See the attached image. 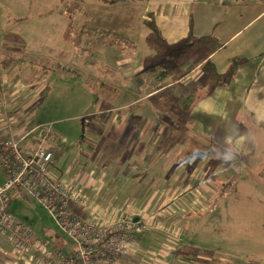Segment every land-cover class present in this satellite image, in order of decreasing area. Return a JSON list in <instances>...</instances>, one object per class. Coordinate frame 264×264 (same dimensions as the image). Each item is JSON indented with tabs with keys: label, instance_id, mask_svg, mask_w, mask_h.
<instances>
[{
	"label": "rangeland",
	"instance_id": "obj_1",
	"mask_svg": "<svg viewBox=\"0 0 264 264\" xmlns=\"http://www.w3.org/2000/svg\"><path fill=\"white\" fill-rule=\"evenodd\" d=\"M89 1L96 8L101 2ZM102 6L113 9L109 13L106 10L97 12L96 21L91 24L93 28L117 32L126 41H119L112 34L99 37L97 33L88 32L92 28L89 27L85 0H0V37L4 32L5 43L19 40L28 45V50L56 53V58L42 59L40 68H36V77L44 80L49 91L35 106L27 108V115H32L34 123H51L53 129L77 124L83 133L89 122L102 119L100 114L115 118L130 115L139 125V134L147 132L148 142L143 143L147 150H141L138 168H132L130 172L132 181L128 193L133 198L143 194V186L156 190L154 207L150 206L148 213L154 218H162L157 219L160 224L162 220L167 223V228L161 229L159 234L172 233L174 241H178L175 245L169 243L166 248L170 250L169 260L174 263L177 258L193 256V264H264V176L261 168L264 152H261V160H251L246 153L237 157L228 148L218 150L216 144L207 142L205 135L198 134L195 123L184 121V106L194 94L200 95L195 89L201 83L200 72L191 70L196 65L190 57L185 58L188 59L186 62L182 60L184 63L178 67L168 68L169 71L161 66L162 61L171 60V57L165 58V50L154 42L153 33L142 22L147 18L145 3L133 1ZM51 9L55 11L46 14ZM80 28L85 31L81 35L77 32ZM4 48L3 45L2 53ZM89 50L91 59H83L82 53L89 56ZM115 54L122 59L137 57L138 61L125 64L122 59H113ZM24 58L27 67L34 68L32 62L38 58L31 56V62L28 54ZM20 61L21 58L14 59L18 72ZM89 61L92 63L85 67ZM119 65L129 68L123 71ZM105 67L115 69L116 74L111 76L114 74L119 78L120 88L94 89V84L101 81L100 72L110 74L104 71ZM219 67L222 69L223 66ZM127 72L134 77L125 78ZM185 73L181 81L174 82ZM165 83L169 86L166 84L168 87L153 91ZM16 88L14 86L12 90ZM90 89L96 92L92 93ZM100 98L106 101L107 107L99 109ZM159 112H163L162 117L157 114ZM155 135H159V142L151 143V137ZM248 142L258 148L251 131ZM143 153L149 161L142 158ZM225 157L229 160L224 161ZM186 173L187 185H175L186 177ZM196 179L197 184L192 185ZM3 180L1 171L0 181ZM221 182L226 185L219 186ZM217 189L221 190L219 196ZM125 199L128 201L130 197ZM8 211L29 223L64 255L72 254L73 241L57 227L38 201L23 192L15 194L11 191ZM169 218L180 219L173 222ZM183 229L185 232L181 237ZM159 248L158 245L156 250ZM203 249L215 254L213 262H209L210 257L199 254L198 251ZM17 260L19 264L23 262L17 254L15 258H9V263L17 264Z\"/></svg>",
	"mask_w": 264,
	"mask_h": 264
},
{
	"label": "crops",
	"instance_id": "obj_2",
	"mask_svg": "<svg viewBox=\"0 0 264 264\" xmlns=\"http://www.w3.org/2000/svg\"><path fill=\"white\" fill-rule=\"evenodd\" d=\"M134 2L145 3L146 13L153 14L154 21L168 46L185 38L191 29L195 35L213 33L219 39V48L210 55L218 71H225L233 57L246 59L239 66L231 87L218 86L211 95L191 103L185 110L187 115L185 116L189 119L183 117L184 121L195 123L199 130L198 134L205 135L207 142L211 143L212 141L211 145L216 144L218 150L228 148L234 151L237 157L246 153L251 160H261V152H264V0H147ZM102 5L108 4L101 1L96 8L92 7L89 0H85V6H88L86 9L90 28L94 27L91 24L96 21L94 18L97 12L100 14L102 10H106L109 13L113 9L112 7L104 8ZM184 16L186 17L181 22L180 19ZM135 17L137 18V13H135ZM62 18L66 20V17L62 16ZM4 37L5 33L3 32L0 37V54L2 53L1 47L3 45L5 47L0 58V79L3 80L0 84V139L23 134L29 128L41 124L34 123L32 115H27V108L35 106L37 101L49 91L47 84L41 77L37 78L35 72L37 67L40 68L42 59L56 58L55 51L48 53L43 50H28V45L19 40H9L5 43ZM99 37L102 36L99 35ZM32 53L38 58L36 62H32L34 68L27 67L23 61L28 54L31 62ZM82 55L83 59L89 60L90 50L88 51L89 56L84 53ZM112 57L113 59H122L118 54ZM127 57L122 59L126 61L125 64L138 61L137 57L133 60ZM15 58H21L19 72L14 65ZM186 61L188 59H185ZM86 63L85 67L89 66L92 61ZM199 65L197 64L191 70L198 69L200 72ZM219 66H223L222 69ZM121 68L123 71H127L129 66L124 65ZM104 71L110 74L104 75L100 72L101 81L94 84V89L98 87L100 89L104 87L103 89L106 90L120 88L119 78L114 74L111 76L112 73H115V69L105 67ZM135 74L138 76L137 70ZM26 75L29 76L26 77ZM125 76V78L134 77L128 72ZM120 78L122 79L124 76H120ZM83 83L89 87L84 80ZM14 86L17 88L12 90ZM91 92L95 93L96 91L91 90ZM101 98L99 109L107 107L104 105L106 101ZM100 117L102 119L99 121L89 122L84 133L77 124L62 129H53L54 126L50 123L51 131L44 143V146L53 152V159L49 163L48 169L52 175L63 176L77 192L84 196L83 203H71V206L83 219L91 221L109 222L117 218L121 212L140 218L142 226L136 232L137 250L130 256H124L119 264H193L194 261H191L195 260L193 256L177 258L174 263L169 260L170 250L166 248L169 247V243L175 245L178 241H174L172 233L159 234L161 229L167 228V223L162 220V224H160L157 219L162 218H154L153 214L149 215L148 213L150 206L154 207L153 199L156 190L150 186H143L141 187L143 194L133 198L128 193L130 181H132L129 178L130 172L132 168H138L141 150H147L143 145L148 142L147 132L141 131L139 134V125L134 123V119L130 115L125 114L115 118V116L100 114ZM250 131L258 148L251 146L250 142L247 143ZM158 136L151 137V143H158ZM35 142L36 140L31 135L26 138L24 146L27 150H32ZM146 156V153L142 154V158ZM146 159L149 161L148 157ZM207 162L210 163V161ZM126 163L125 172L122 173ZM261 168L264 176V166L261 165ZM120 174L122 175L120 176ZM189 174L193 175V172L189 171ZM186 180L187 173L186 177L177 181L175 185L182 183L183 186H186ZM197 181L198 179L192 185H196ZM13 192L15 194L23 192L34 199L21 188H16ZM128 197L131 200L125 199ZM169 219L174 222L180 218ZM34 232L39 235L35 230ZM154 232L159 235L153 234ZM184 232L183 229L181 237ZM158 245L160 248L157 251ZM174 245H172V251ZM186 248L193 249V247ZM17 254L23 261L21 264L31 263L32 259L29 253L16 251L12 242L2 237L0 239V264H10L9 258H15ZM19 263L20 261L17 260V264Z\"/></svg>",
	"mask_w": 264,
	"mask_h": 264
},
{
	"label": "built area",
	"instance_id": "obj_3",
	"mask_svg": "<svg viewBox=\"0 0 264 264\" xmlns=\"http://www.w3.org/2000/svg\"><path fill=\"white\" fill-rule=\"evenodd\" d=\"M51 124H38L23 134L0 139V239H9L15 250L31 255L30 264H119L136 252V232L140 218L121 212L109 222L83 219L71 203L84 196L63 176L48 169L53 152L44 146ZM36 140L32 150L24 146L27 137ZM21 188L29 193L52 217L57 227L73 241L70 256L52 242L37 235L31 225L8 211L10 192Z\"/></svg>",
	"mask_w": 264,
	"mask_h": 264
},
{
	"label": "trees",
	"instance_id": "obj_4",
	"mask_svg": "<svg viewBox=\"0 0 264 264\" xmlns=\"http://www.w3.org/2000/svg\"><path fill=\"white\" fill-rule=\"evenodd\" d=\"M101 1L106 4H115L122 1H147V0H101ZM53 11L55 10L51 9L46 14H50ZM147 15L148 17L143 20L144 25L154 34L155 43L165 49L164 51L165 58H167L168 56L171 57V60L166 59L165 61H162L163 63L161 64V66L165 67L166 71H169L171 68L178 67L182 62V60H184L187 57L192 58L194 60L195 65L200 64L199 67H200L201 83L197 88H195L200 91V95L199 97H196L197 95L194 94V96L190 98L189 102L184 106L185 110L191 105V103H195L197 100L211 95L218 86H224V87L232 86L239 66L242 65L246 61V59L240 57H233L231 58L227 69L223 72H220L218 71L213 60L210 58V55L214 51H216L220 46L219 39L213 33L198 36L193 34V32L190 29L189 33L185 38H183L176 44L168 46V44H166V41L162 33L160 32L158 26L156 25V22L154 21L153 14L151 12H148ZM191 24L192 21L190 22V26ZM77 32H79V34L81 35V33L85 31L84 28H80ZM88 32L97 33L102 37L105 36L106 34H112L119 41H126L125 38L119 35L118 33L116 32L112 33L114 31L109 32L105 30L92 28V29H88ZM46 52L50 53V51H46ZM31 55L32 57H35L34 53H32ZM163 75L166 74L164 73ZM185 76L186 73L183 75L181 74L174 80V82L178 83ZM167 85L169 86V84ZM167 85L162 84L154 88L153 91H158L159 89ZM157 114L159 115V117H162L163 112H159ZM186 118L189 119L188 117ZM218 185L223 186L226 185V183L221 182L218 183ZM216 193L219 196V194H221V190L217 189ZM198 252L199 254L201 253L206 257H210L209 262L214 261L215 254L211 250L203 249Z\"/></svg>",
	"mask_w": 264,
	"mask_h": 264
},
{
	"label": "clouds",
	"instance_id": "obj_5",
	"mask_svg": "<svg viewBox=\"0 0 264 264\" xmlns=\"http://www.w3.org/2000/svg\"><path fill=\"white\" fill-rule=\"evenodd\" d=\"M228 160H229V158H228V157H225V158H224V161H228Z\"/></svg>",
	"mask_w": 264,
	"mask_h": 264
}]
</instances>
